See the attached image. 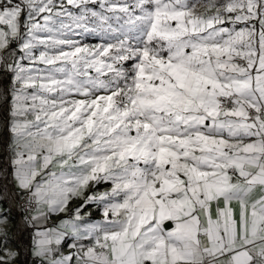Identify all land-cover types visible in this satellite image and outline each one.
Returning a JSON list of instances; mask_svg holds the SVG:
<instances>
[{
  "label": "snow or ice",
  "instance_id": "obj_1",
  "mask_svg": "<svg viewBox=\"0 0 264 264\" xmlns=\"http://www.w3.org/2000/svg\"><path fill=\"white\" fill-rule=\"evenodd\" d=\"M0 75V264H264V0H0Z\"/></svg>",
  "mask_w": 264,
  "mask_h": 264
},
{
  "label": "rangeland",
  "instance_id": "obj_2",
  "mask_svg": "<svg viewBox=\"0 0 264 264\" xmlns=\"http://www.w3.org/2000/svg\"><path fill=\"white\" fill-rule=\"evenodd\" d=\"M84 42L88 44H94L97 43V38L94 36H88L84 37ZM10 83L8 82L7 78L3 75H0V90H3L5 87H10ZM6 116L5 107L3 106V101L0 100V164L3 163L6 153H5V146L6 141L8 140V133L6 132V129L4 127V120ZM9 188H12L11 185H9ZM14 191V189H12ZM4 189L2 183H0V194H3ZM20 242L22 246L27 251V248L30 247L31 241L27 233H23L20 236ZM24 264H30L31 257L27 256L25 253L24 256L19 258Z\"/></svg>",
  "mask_w": 264,
  "mask_h": 264
},
{
  "label": "crops",
  "instance_id": "obj_3",
  "mask_svg": "<svg viewBox=\"0 0 264 264\" xmlns=\"http://www.w3.org/2000/svg\"><path fill=\"white\" fill-rule=\"evenodd\" d=\"M101 190H103V187L101 188ZM235 206V205H234ZM96 219H99L100 216H99V213H96V216H95Z\"/></svg>",
  "mask_w": 264,
  "mask_h": 264
}]
</instances>
